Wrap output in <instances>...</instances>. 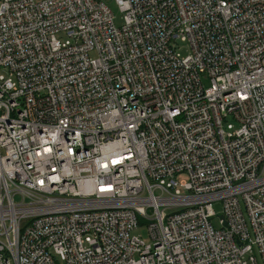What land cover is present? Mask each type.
Listing matches in <instances>:
<instances>
[{
	"label": "built area",
	"instance_id": "2783aa9c",
	"mask_svg": "<svg viewBox=\"0 0 264 264\" xmlns=\"http://www.w3.org/2000/svg\"><path fill=\"white\" fill-rule=\"evenodd\" d=\"M115 2L0 0V264H264V0Z\"/></svg>",
	"mask_w": 264,
	"mask_h": 264
},
{
	"label": "rangeland",
	"instance_id": "374dc122",
	"mask_svg": "<svg viewBox=\"0 0 264 264\" xmlns=\"http://www.w3.org/2000/svg\"><path fill=\"white\" fill-rule=\"evenodd\" d=\"M106 2V4L111 8V10L114 13L115 16V23L117 26H121L124 22V16L123 13L121 12L119 6L115 2V0H100ZM189 46L186 43H179V49L178 51L181 53V55L185 56L188 54ZM215 209L218 213L221 212L222 207L221 204H216ZM213 223L216 228H221L222 224L220 222L219 217L213 218ZM134 234L140 236L145 242L151 243L152 239L149 234V229L148 226L145 222H141L139 227L133 232Z\"/></svg>",
	"mask_w": 264,
	"mask_h": 264
}]
</instances>
